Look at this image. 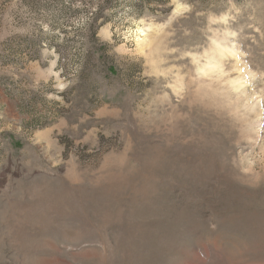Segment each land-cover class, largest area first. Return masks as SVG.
I'll list each match as a JSON object with an SVG mask.
<instances>
[{
	"label": "rangeland",
	"instance_id": "1",
	"mask_svg": "<svg viewBox=\"0 0 264 264\" xmlns=\"http://www.w3.org/2000/svg\"><path fill=\"white\" fill-rule=\"evenodd\" d=\"M0 264H264V0H0Z\"/></svg>",
	"mask_w": 264,
	"mask_h": 264
},
{
	"label": "trees",
	"instance_id": "2",
	"mask_svg": "<svg viewBox=\"0 0 264 264\" xmlns=\"http://www.w3.org/2000/svg\"><path fill=\"white\" fill-rule=\"evenodd\" d=\"M28 123L32 124L33 122H32V120H29ZM44 126H45V124H44Z\"/></svg>",
	"mask_w": 264,
	"mask_h": 264
}]
</instances>
